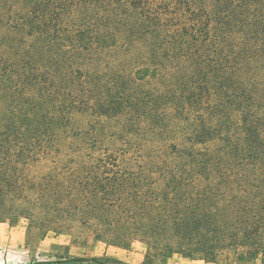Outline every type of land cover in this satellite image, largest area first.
Returning <instances> with one entry per match:
<instances>
[{"label": "trees", "instance_id": "obj_1", "mask_svg": "<svg viewBox=\"0 0 264 264\" xmlns=\"http://www.w3.org/2000/svg\"><path fill=\"white\" fill-rule=\"evenodd\" d=\"M1 101L0 224L264 252V0H0Z\"/></svg>", "mask_w": 264, "mask_h": 264}, {"label": "rangeland", "instance_id": "obj_2", "mask_svg": "<svg viewBox=\"0 0 264 264\" xmlns=\"http://www.w3.org/2000/svg\"><path fill=\"white\" fill-rule=\"evenodd\" d=\"M4 104L0 102V111ZM24 220L0 224V264H264V252L256 258L226 255L216 263L184 258L181 255L156 257L145 263L147 247L136 241L130 248L106 245L94 236L76 243L67 235L27 236Z\"/></svg>", "mask_w": 264, "mask_h": 264}]
</instances>
